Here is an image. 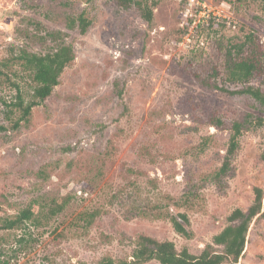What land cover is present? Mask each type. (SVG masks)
Returning <instances> with one entry per match:
<instances>
[{"label": "rangeland", "instance_id": "rangeland-1", "mask_svg": "<svg viewBox=\"0 0 264 264\" xmlns=\"http://www.w3.org/2000/svg\"><path fill=\"white\" fill-rule=\"evenodd\" d=\"M140 1L153 9L151 22L118 0H0V223L72 195L41 225L0 229V264L131 258L139 234L199 254L235 208L252 203L254 187H264V123L247 122L264 118V106L216 87L240 86L226 79L228 48L252 35L264 50L260 1L211 0L238 20L232 27L217 20V31L205 28L199 12L203 26L196 28L185 0ZM80 13L91 20L84 34L67 28L66 16ZM57 29L69 32L76 58L25 121L15 104L31 98V75L2 61L19 45L49 50V38L32 34ZM252 83L264 88V74ZM236 120L248 128L221 187L210 175L222 165ZM189 192L192 208L168 207ZM149 206L187 212L192 237L168 218L144 215ZM81 212L95 213L91 225ZM239 264H264V218L253 221Z\"/></svg>", "mask_w": 264, "mask_h": 264}, {"label": "trees", "instance_id": "trees-1", "mask_svg": "<svg viewBox=\"0 0 264 264\" xmlns=\"http://www.w3.org/2000/svg\"><path fill=\"white\" fill-rule=\"evenodd\" d=\"M159 1L153 0L152 5H157ZM259 1L264 11V0ZM118 2L124 7L137 6L142 17L147 22L152 21L153 9L144 1L118 0ZM217 5H223V2L217 3ZM234 16L237 17L236 14ZM26 19L32 20L30 18ZM191 19L193 20V18ZM66 21L68 29H79L82 34L86 33L91 25V20L84 13H80L78 16L67 15ZM218 22L214 17H211L208 22H205L207 25L204 27L211 31H217L215 26L219 25ZM35 23L37 27L41 26L40 22L35 21ZM221 25L227 26L223 20H221ZM199 26H203L201 21L195 27ZM27 34H30V31ZM32 35L39 41L49 38L53 44L45 52H38L29 49L26 45H19L17 48H12L9 56L2 61L3 66H9L13 63L20 65L24 71H28L31 75L34 83L31 98L25 101V98L20 97L15 104L21 109L20 119L25 121H29L33 107L43 104L54 93V89L60 84L61 75L76 58L74 46L67 40L68 31L57 29L47 31L46 34L37 33ZM234 47L235 49H233ZM263 55L262 44L259 39L252 35L247 36L239 44L228 48L226 79L240 86L231 90L218 85L216 87L231 94H247L264 106V88L252 83L255 78L264 74ZM247 122L254 125H262L264 118L255 117L254 120L248 118ZM221 123L220 120L215 122L217 125ZM247 128L248 124L246 121L236 120L232 123L228 147L223 157L222 165L210 175L211 180L221 187L223 186L222 180L225 175L232 171V157L239 148L241 135ZM106 155L109 156V154ZM262 158H264V152L262 153ZM184 197L186 198L184 202H179V200L174 202L173 200L175 199L170 198L172 202L167 204L168 207L173 204L178 208H192L194 204L189 200L192 197V192L184 194ZM71 199V194H65L53 199L46 208L47 210L31 205L21 210L14 218L3 219L0 223V229L18 228L21 223L26 221L41 225L44 221H48L54 215L61 213ZM168 207L163 212L159 206H149L143 210V213L147 216L153 215L154 217L168 218L177 233L187 238L192 237L193 233L190 229V219L187 212L173 213L170 212ZM153 210L157 212L154 213ZM94 217V212H81L79 214V219L86 221L87 225H91ZM262 218H264V187L255 186L252 203L246 209L235 208L227 217V224L212 237L211 242L206 244L199 254L192 253L187 247L179 250L172 240H160L150 235L139 234L134 240L131 258L115 259L111 256H104L90 264H144L151 260H157L161 264H239V260L245 251L249 229L255 219ZM5 264H8V262H5Z\"/></svg>", "mask_w": 264, "mask_h": 264}, {"label": "built area", "instance_id": "built-area-1", "mask_svg": "<svg viewBox=\"0 0 264 264\" xmlns=\"http://www.w3.org/2000/svg\"><path fill=\"white\" fill-rule=\"evenodd\" d=\"M187 10L191 12V18H193V25L196 26L197 23L201 21L198 16V12L203 13V21L208 22V20L214 17L216 20H223L227 26H235L238 23L237 17L232 15L228 10H226L222 5L214 4L211 0H186ZM194 6V7H192ZM191 8V10H190ZM196 12H192V11ZM188 15V13H186Z\"/></svg>", "mask_w": 264, "mask_h": 264}]
</instances>
